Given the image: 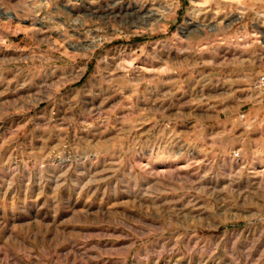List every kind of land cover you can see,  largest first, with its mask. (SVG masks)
<instances>
[{
  "label": "clouds",
  "instance_id": "9594fccd",
  "mask_svg": "<svg viewBox=\"0 0 264 264\" xmlns=\"http://www.w3.org/2000/svg\"><path fill=\"white\" fill-rule=\"evenodd\" d=\"M133 4L134 10H126L125 0H0V82L5 80L3 73L13 70L14 80L24 73L39 75L34 61L49 68L47 76L53 81L41 84L32 96L5 101L0 109V120L22 114L19 121L0 124V264H96L104 257H116L114 264H264V170L254 168L257 160L264 164V135L212 137L204 155L206 170L180 175L179 169L161 173L138 162L176 158L156 151L151 139L125 130L124 140H110L101 151L98 144L70 131L83 127L88 118L97 122L88 105L98 97H103L101 106L113 97L119 101L107 110L109 115L115 108L140 111L141 101L149 113L159 111L162 101L174 104L179 89L161 92L162 85L173 82L142 67L169 61L176 72L211 66L214 71L238 73L229 83L242 80L250 90L243 103L253 102L256 119L255 126L248 127L264 129V0H188L187 7L183 0H127L128 9ZM25 20L31 27H17ZM53 30L61 40L39 39ZM121 37L147 39L105 48ZM64 45L75 50L54 58L52 53ZM141 57L142 63H135ZM93 60L96 68L87 83L65 93L63 89L88 72ZM70 66V78L56 71ZM41 102L64 106L63 117L42 109L45 119L39 121L31 113ZM202 102L186 103L198 107ZM52 133L59 141H53L55 147L49 145ZM237 143H244L239 151ZM101 156L112 159L96 171ZM238 156L244 159L241 168L233 165ZM256 176L260 179H252ZM97 193L109 201L135 198L128 207L136 210L128 216L107 209L93 217L95 223L126 232L121 247L101 248L87 233L68 232L58 240L55 226L50 237L46 228L38 227L37 218L55 225L81 196ZM169 193L174 195L170 198ZM40 197H45L43 202ZM225 205L238 206L246 214L225 212ZM62 245H67L63 252Z\"/></svg>",
  "mask_w": 264,
  "mask_h": 264
},
{
  "label": "rangeland",
  "instance_id": "374dc122",
  "mask_svg": "<svg viewBox=\"0 0 264 264\" xmlns=\"http://www.w3.org/2000/svg\"><path fill=\"white\" fill-rule=\"evenodd\" d=\"M187 2L188 0H183L185 7H187ZM125 7L126 10H134L135 5L133 4L132 8L128 9L127 0H125ZM181 15H183V9H181ZM188 19H191V17H188ZM20 26L31 27V21L25 20L18 22L17 27ZM37 26H39V22ZM72 31L74 35H79L75 30ZM44 36H53L56 40H61L60 33L55 30L42 33L39 39H43ZM158 38L153 37V39ZM145 39L147 37H133L128 40L121 37L106 44L105 48L114 49L122 44H138L142 43ZM41 47L43 48L44 46ZM57 47H60V45H57ZM74 50L73 47L64 45L60 52L52 53V55L55 58L56 56L63 55L66 51L71 52ZM129 50L132 51V49ZM144 59V57H141L135 63H142ZM33 63L37 65V70L39 71V75H35L34 78L33 74L24 73L18 79L14 80L15 70L3 73L5 80L0 82V109H2L5 101L32 96L35 92L39 91L41 84L47 85L53 82L47 76L49 72L48 67L41 66L40 61H34ZM76 63L79 65L82 62L78 61ZM129 63L131 64L132 61L130 60ZM142 67L149 74L158 73L163 79L173 82L162 85L161 92L179 89L176 92V97L173 98L176 101L174 104L172 100L162 101L163 107L157 105L159 111L154 109L152 113H149L145 111L147 105L144 101H141L139 104L140 111H131L127 108H115L114 112L109 115L107 110L113 107L114 102L119 103V101L116 97H113L101 106L103 97H98L94 104L88 105L95 112L97 122L93 123L92 118H88L83 127L70 130L72 136H78L86 141L91 140L93 144H98L101 151H106L107 142L110 140L122 141L125 139V130L130 131L137 138L151 139L155 150H162L164 157H176L175 159H166L164 162L157 161L155 164H150L148 159L145 158L138 161L139 163L153 167L161 173H168L172 169H179L180 175H186L188 173H195L197 169L201 171L206 170L207 164L204 161V155L206 148L212 146V137L224 140L231 137L243 139L247 134L248 139H259L261 135H264V129L257 128L256 131H253L251 127H248V125H253V121L256 119L252 115L253 102L249 100L247 103H243L251 93L246 83L242 80L235 85L229 83L231 80L238 79V73L232 72L231 69L214 71L211 66H207L202 70L189 69L187 71L176 72L171 68V61L167 64L161 62L143 63ZM95 68L96 63L93 60L88 65V72L79 77L75 83L63 89V91L67 93L72 88H79L86 84L88 77L95 71ZM56 71L61 75H68L69 78L74 74L71 66L66 71H62L61 69H57ZM201 75L207 77V79L202 80ZM26 80H32V83L28 84ZM8 81H12L11 86H9ZM19 84H24V87L20 88ZM9 87L12 90L6 91ZM192 99L203 102L198 107L186 103ZM181 104L184 105L183 108L180 107ZM193 108L195 111H192ZM42 109L47 110L48 115L55 114L58 117H63L64 115V106H53L46 102H41L31 113L32 115H36L39 121L45 119V112L41 111ZM188 113H191V116H188ZM21 115L20 113H16L5 117L3 120H0V124L7 126L12 119L19 121ZM68 115H72V113H68ZM105 117H107L106 121L104 120ZM129 117H131L130 122L125 124L124 121L129 119ZM208 117H217V119L209 120L207 119ZM30 127H32L31 124H29ZM63 128L64 126L62 125L61 131ZM0 131H3V129H0ZM41 134L42 131L37 130V135ZM200 137L204 139L201 140L199 139ZM53 141H56V143L59 142L55 133H52V139L49 140L50 147L56 146ZM186 141L191 142L193 147L190 148ZM242 147H244V143H237L235 145L237 151ZM111 159V156L107 160L101 156L102 163L95 170L102 171L105 165L110 164ZM228 159L230 160L231 157ZM194 161L196 163H193ZM243 163V157L238 156L236 161L233 162V165L236 168H241L243 167ZM254 168L259 172L264 170V164H261L257 160ZM107 174L105 173V175ZM115 179V177H112V180ZM252 179L259 180L260 177L256 176ZM221 181L223 183L227 182L224 177H221ZM107 183H111V181ZM168 195L171 198L174 194L169 193ZM97 196L100 197L99 200H97ZM44 199L45 197H40L41 202ZM134 199L133 197L125 196L121 199L109 201L106 196H101L100 193H97L95 196L83 195L79 202L71 208L70 214L64 216L63 219L58 217L55 225H53L50 219L43 220L37 218L36 223L41 229L46 228L48 230V237L51 236L52 228L55 226L58 240L63 239L65 233L68 232L87 233L93 237V242L98 243V246L101 248H119L122 242L127 239L126 232L121 229L110 228L106 224L95 223L93 222V217L98 214L103 215L107 209H114L128 216L136 210L135 206L128 207L133 203ZM200 203L203 204V201ZM126 208L128 211H125ZM217 211H221V209L218 208ZM223 211L236 215L246 214L238 206L229 208L225 205ZM144 222L146 223L147 221L145 220ZM65 248H67V245H62L60 251L63 252ZM115 260L116 257H104L103 260L97 261L96 264H104V261H107V264H114Z\"/></svg>",
  "mask_w": 264,
  "mask_h": 264
}]
</instances>
